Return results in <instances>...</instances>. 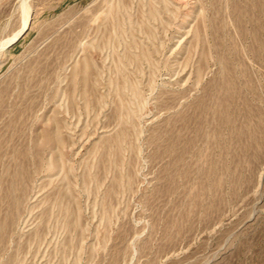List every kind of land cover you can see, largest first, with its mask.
Wrapping results in <instances>:
<instances>
[{
	"label": "rangeland",
	"instance_id": "rangeland-1",
	"mask_svg": "<svg viewBox=\"0 0 264 264\" xmlns=\"http://www.w3.org/2000/svg\"><path fill=\"white\" fill-rule=\"evenodd\" d=\"M28 3L0 49V264H264V0Z\"/></svg>",
	"mask_w": 264,
	"mask_h": 264
},
{
	"label": "bare ground",
	"instance_id": "bare-ground-1",
	"mask_svg": "<svg viewBox=\"0 0 264 264\" xmlns=\"http://www.w3.org/2000/svg\"><path fill=\"white\" fill-rule=\"evenodd\" d=\"M21 6H22V10H23V24H22V27L14 34L12 35V37L8 38L6 41L4 42H1L0 43V49L1 48H7L8 46H11L12 44H14L15 42H17L18 40H20L24 35L25 33L29 30L30 28V24H31V8H30V5L28 3V0H22L21 1ZM84 65V64H82ZM86 66H87V63H86ZM80 69V68H78ZM82 70V69H81ZM77 71V70H75ZM86 71H87V67H85L84 69V74H83V77L82 79L84 80V84H85V81H87V75H86ZM81 71H79L80 73ZM77 73V76L78 74ZM76 76V72L74 74ZM74 77V76H73ZM77 80H79L78 78H75ZM74 80V79H73ZM80 81V80H79ZM76 82V81H74ZM81 83V82H80ZM83 83V82H82ZM87 84V83H86ZM132 89L134 91H136V87H132ZM137 92V91H136ZM125 110V109H124ZM122 131V130H121ZM124 132V131H123ZM111 135V134H110ZM124 135V134H123ZM120 136V135H119ZM58 137V136H57ZM122 138H120L118 141L119 143L122 141V139H124L123 136H121ZM113 141V140H112ZM124 141V140H123ZM123 147V146H122ZM116 153V152H115Z\"/></svg>",
	"mask_w": 264,
	"mask_h": 264
}]
</instances>
